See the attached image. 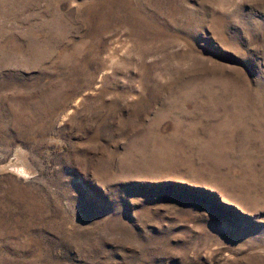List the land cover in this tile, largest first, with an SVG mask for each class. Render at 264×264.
<instances>
[{
  "label": "rangeland",
  "instance_id": "1",
  "mask_svg": "<svg viewBox=\"0 0 264 264\" xmlns=\"http://www.w3.org/2000/svg\"><path fill=\"white\" fill-rule=\"evenodd\" d=\"M0 264H264V0H0Z\"/></svg>",
  "mask_w": 264,
  "mask_h": 264
}]
</instances>
